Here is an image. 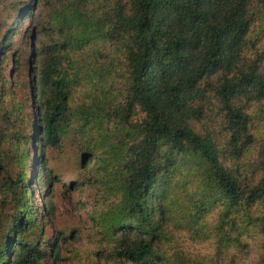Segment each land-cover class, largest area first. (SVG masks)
Here are the masks:
<instances>
[{
	"label": "trees",
	"instance_id": "1",
	"mask_svg": "<svg viewBox=\"0 0 264 264\" xmlns=\"http://www.w3.org/2000/svg\"><path fill=\"white\" fill-rule=\"evenodd\" d=\"M12 5L0 22V264L56 262L80 235L57 223L53 183L81 195L107 264H264V0ZM28 36L31 86L18 77ZM69 136L76 172L63 182L46 154Z\"/></svg>",
	"mask_w": 264,
	"mask_h": 264
},
{
	"label": "rangeland",
	"instance_id": "2",
	"mask_svg": "<svg viewBox=\"0 0 264 264\" xmlns=\"http://www.w3.org/2000/svg\"><path fill=\"white\" fill-rule=\"evenodd\" d=\"M0 22H5V25L2 26V30H6L11 20L14 19L15 16H17V6L12 5L13 2L16 3L17 0H0ZM39 11V10H38ZM38 12L36 13V16H38ZM29 20H26L22 27V32H25L27 29V23ZM30 31L32 28L29 29ZM20 38L21 36L16 35L14 40L16 42V46L19 48L20 46ZM29 44V36L24 41V46L21 50L22 53V67L20 68V71L18 73V77L21 82L27 81L29 86H31L30 81L33 80L36 77L35 70L37 69L36 65H32L33 71L30 72V75H28V67L25 65V60L29 56L30 50L27 45ZM11 72V66L10 63H7L6 68L3 71L4 78H7L8 73ZM8 88V93H10L9 90V83L6 84ZM21 86H18L16 88H12L11 90H14L15 95L17 96V99L21 102V105L24 107V110L22 111V116L24 120V123L28 126H30L29 129L32 130V119L34 112L32 114H29L30 112V90H23L20 91ZM33 111V110H32ZM36 118V117H35ZM35 120V119H34ZM75 139L73 136H69L64 144H62L60 149L48 151L46 154L47 159V169L46 171H53L56 173L57 177H59L63 182L67 181L68 176L72 173L76 172V167L74 164L73 159H66V153L69 154L73 148V145H71V141ZM3 146V145H2ZM3 149L5 150L6 147L3 146ZM70 149V150H68ZM10 156V153H9ZM5 163V162H4ZM52 188H50L49 195L52 196L51 200L54 203V206L56 208V216H57V223L59 226H68L71 228L80 229L81 233L80 235H77L75 239L71 242V244H66L64 246L61 260L53 261L50 260L49 264H107L105 260H97V257L94 255V250L92 246V240L88 238V229L83 221L84 212L87 211V209L82 210L79 205V199L81 197L80 194L75 195L72 199H64L60 193V185H56L53 183L50 184ZM39 187L40 193L36 196L35 202L40 203V198L45 195V192L47 191L45 189V186L43 185V182H40ZM53 232V229L51 230ZM194 252L199 251L198 246L194 245L193 247Z\"/></svg>",
	"mask_w": 264,
	"mask_h": 264
}]
</instances>
